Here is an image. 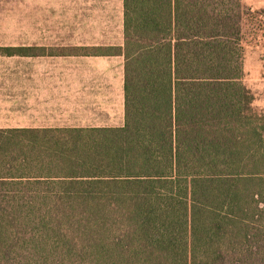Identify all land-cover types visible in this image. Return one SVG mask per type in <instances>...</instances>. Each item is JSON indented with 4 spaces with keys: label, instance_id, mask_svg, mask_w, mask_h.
Wrapping results in <instances>:
<instances>
[{
    "label": "trees",
    "instance_id": "trees-1",
    "mask_svg": "<svg viewBox=\"0 0 264 264\" xmlns=\"http://www.w3.org/2000/svg\"><path fill=\"white\" fill-rule=\"evenodd\" d=\"M242 0H123L124 124L0 130V264H264V115Z\"/></svg>",
    "mask_w": 264,
    "mask_h": 264
},
{
    "label": "crops",
    "instance_id": "crops-1",
    "mask_svg": "<svg viewBox=\"0 0 264 264\" xmlns=\"http://www.w3.org/2000/svg\"><path fill=\"white\" fill-rule=\"evenodd\" d=\"M0 0V130L119 128L124 124L123 0H60L42 25L27 0ZM66 20L61 24L60 18Z\"/></svg>",
    "mask_w": 264,
    "mask_h": 264
},
{
    "label": "rangeland",
    "instance_id": "rangeland-1",
    "mask_svg": "<svg viewBox=\"0 0 264 264\" xmlns=\"http://www.w3.org/2000/svg\"><path fill=\"white\" fill-rule=\"evenodd\" d=\"M243 3L252 10H264V0H242ZM9 2V0H8ZM10 3L13 9H19L20 1L11 0ZM50 3L47 0H27L28 8V23L43 24L44 22H51L50 18H44L43 14L49 16L50 13H45ZM60 10L65 14L67 8L66 0H60ZM56 22L61 24L66 23L62 17ZM244 79L245 86L251 91L254 102L253 107L259 113L264 115V40L261 46H248L244 53Z\"/></svg>",
    "mask_w": 264,
    "mask_h": 264
}]
</instances>
